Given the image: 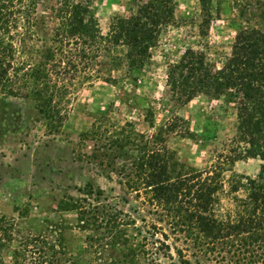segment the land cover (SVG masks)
Returning <instances> with one entry per match:
<instances>
[{"label":"rangeland","instance_id":"obj_1","mask_svg":"<svg viewBox=\"0 0 264 264\" xmlns=\"http://www.w3.org/2000/svg\"><path fill=\"white\" fill-rule=\"evenodd\" d=\"M75 1L86 2L34 0L33 25L26 34L22 22V42L15 35L16 61H24V68L13 79V92H0V264H11L26 236L42 234L53 242L58 227L65 256L92 258L87 264L101 263L95 258L100 256L110 261L112 250L99 255L83 250L96 232L78 219L83 211L78 203L95 211L97 202L116 211L131 233L138 229L146 236L138 239L144 255L116 264H237L226 245L199 253L193 236L186 235L184 223L193 220L185 215L193 212L200 182L211 174L222 188L212 192L208 207L215 217L232 216L233 195L244 196L242 190L231 191L233 173L253 177L264 160L230 161L242 143L229 92L172 100L166 70L187 48L202 51L210 67L219 69L239 29L264 32V0H212L204 30L198 0H173V18L160 26L150 57L138 68L124 61L122 46L106 40L99 50L83 46L84 57L80 43L57 40L56 9ZM147 1L87 0L102 36L117 16L126 17ZM48 47L54 57L45 67L48 94L35 97L23 74ZM88 185L101 195L82 193ZM54 226L57 230L49 232Z\"/></svg>","mask_w":264,"mask_h":264},{"label":"trees","instance_id":"obj_2","mask_svg":"<svg viewBox=\"0 0 264 264\" xmlns=\"http://www.w3.org/2000/svg\"><path fill=\"white\" fill-rule=\"evenodd\" d=\"M211 1L198 0L202 15V30L208 27L211 18ZM173 3V0H149L126 17L117 16L111 24L110 33L102 36L87 0L64 2L56 9L59 22L54 35L58 41L70 37L80 43L82 57L85 54L83 46H94L93 49L99 50L102 46L101 42L105 40L113 45H120L124 49V61L132 68H138L150 57L149 49L157 40L160 26L173 18ZM33 6L34 0H0V92L2 93L13 92V84L16 83L14 80L18 79V72L24 68V61H16L17 46L14 39L15 35L18 42L24 39L23 34H18L23 27L22 22H25L26 34L29 32L33 25L31 24ZM51 61L53 64V48L48 47L43 56L23 74L29 80V93L35 97L44 98L48 94L49 79L47 80L45 67ZM166 85L170 99L181 102H187L200 93L218 97L229 92L236 111L237 141L242 143L241 150L230 161L245 157H258L264 160V32L255 27L239 29L234 35L229 57L216 70L207 63L202 51L185 49L179 60L167 65ZM50 98H52L51 94L47 99ZM43 104L44 107L48 106L46 103ZM44 107L40 105L39 110L43 112ZM216 177L217 175L207 174L200 182L193 212H186L185 215L189 221L193 220L184 223L187 225L186 235L193 236V247L199 253L213 252L217 245L221 244L233 250L237 256V264L240 262L264 264V251H262L264 245L261 243L264 241V163H261L258 173L253 177L233 173V178L230 180L231 191L242 190L244 196L233 195V215L223 219L215 217L208 207L212 200L210 197L212 192L222 188L220 181H215ZM210 181L214 187H211ZM159 188L163 189V187ZM84 190L82 193L90 197L101 195V192L94 190L91 185ZM97 204L98 207L93 205L96 210L90 211V208L85 209L81 203H78V208L83 210L78 219L86 222L85 227L92 226L93 231L96 232L95 235L88 237L92 244L84 247L83 250L94 251L98 255L106 249L112 250L107 253L110 261L102 260L101 256L95 257L101 262L97 264H116L117 261L125 263L134 260L139 253L144 255V244L138 239L146 236L138 229L131 233L127 229L128 223L122 222L116 211H110L106 206L105 209L104 205L99 206V202ZM185 221L186 218L183 217L182 222ZM195 229L197 233H194ZM55 230H57L56 226L49 232ZM54 236H56L55 240L51 243L42 234L37 237L26 236L22 243L24 247L12 252L11 264H87L92 261V258L81 259L77 254L65 256V246L62 245L64 240H61L59 227L58 233ZM38 237L42 240L38 241ZM39 243L40 246L37 245ZM177 251L180 253V249ZM25 252H30L27 261ZM252 257L259 258L260 261L256 263L251 259Z\"/></svg>","mask_w":264,"mask_h":264}]
</instances>
